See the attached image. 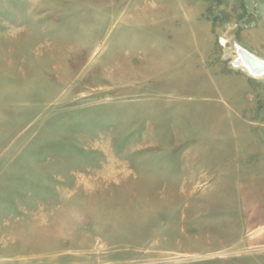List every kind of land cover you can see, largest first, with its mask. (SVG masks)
<instances>
[{
	"label": "rangeland",
	"instance_id": "1",
	"mask_svg": "<svg viewBox=\"0 0 264 264\" xmlns=\"http://www.w3.org/2000/svg\"><path fill=\"white\" fill-rule=\"evenodd\" d=\"M240 51L264 0H0V264H264Z\"/></svg>",
	"mask_w": 264,
	"mask_h": 264
},
{
	"label": "bare ground",
	"instance_id": "2",
	"mask_svg": "<svg viewBox=\"0 0 264 264\" xmlns=\"http://www.w3.org/2000/svg\"><path fill=\"white\" fill-rule=\"evenodd\" d=\"M231 6L235 7L236 4H231ZM208 14L210 13L206 12V15ZM222 42H224V39L222 40ZM239 55L241 63L244 64L245 68L248 69L247 71H249L252 76L259 77L264 74V61H261V59H259L248 51H240Z\"/></svg>",
	"mask_w": 264,
	"mask_h": 264
}]
</instances>
